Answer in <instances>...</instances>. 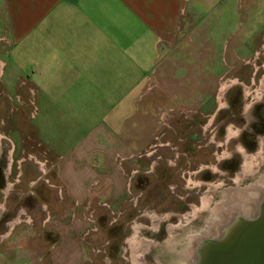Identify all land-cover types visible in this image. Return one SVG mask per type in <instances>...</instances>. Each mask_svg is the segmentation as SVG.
I'll list each match as a JSON object with an SVG mask.
<instances>
[{
	"label": "rangeland",
	"instance_id": "1",
	"mask_svg": "<svg viewBox=\"0 0 264 264\" xmlns=\"http://www.w3.org/2000/svg\"><path fill=\"white\" fill-rule=\"evenodd\" d=\"M184 23L174 54L169 61L152 64L139 86L138 102L125 111L129 123L140 114L148 118L139 130L152 140L139 148L137 156L144 154L149 159L135 161L137 175L126 172L132 180L124 197L110 200L107 206H101L103 199L91 202L80 212V217L89 220L82 237L83 264H171L175 252L166 250L180 252L188 237L208 224L206 234L211 235L220 225L222 220L210 222L216 207L226 219L232 214L247 215L251 211L244 204L252 198L249 190L264 193V135L246 153L237 138L252 107L264 113V0H191ZM8 59L0 47V62L5 65L2 73L0 69V118L13 109L12 121L25 119L45 149L54 139L64 140L60 145L68 148L88 126L78 130L71 112L43 108L47 102L42 100L47 97L30 92L29 79L13 70ZM167 73L172 77L165 80L167 85L162 79L156 83L157 77ZM221 86H226L222 94ZM18 109L24 113L21 120H17ZM230 112L238 116L237 121L229 117ZM0 150L4 176L0 252L28 251L48 261V249L60 236L62 214L71 209L60 204L56 169L50 161L55 157L47 152L49 163L41 168L47 182L35 183L37 172L31 162L6 179V141ZM230 155L234 158L228 160ZM156 156L164 158L158 167ZM227 164L237 166L232 174L212 173L218 165ZM204 168L202 175L199 172ZM203 176L205 186L201 185ZM226 193L230 196L225 198ZM158 227L161 231L155 238L153 230Z\"/></svg>",
	"mask_w": 264,
	"mask_h": 264
},
{
	"label": "crops",
	"instance_id": "2",
	"mask_svg": "<svg viewBox=\"0 0 264 264\" xmlns=\"http://www.w3.org/2000/svg\"><path fill=\"white\" fill-rule=\"evenodd\" d=\"M190 4L0 0V47L12 69L29 79L30 92L47 97L43 108L71 112L78 130L88 126L68 148L62 149V139L46 143V151L55 157L60 204L71 206L62 214L60 236L48 249V261L28 251L0 252V264H83L82 237L89 220L80 212L101 199V206H107L129 189L132 178L126 172L135 174L139 148L152 138L139 130L148 118L140 114L129 123L125 111L138 102L139 86L152 64L174 54ZM4 67L0 62L1 73ZM170 76H156V83Z\"/></svg>",
	"mask_w": 264,
	"mask_h": 264
},
{
	"label": "flooded vegetation",
	"instance_id": "3",
	"mask_svg": "<svg viewBox=\"0 0 264 264\" xmlns=\"http://www.w3.org/2000/svg\"><path fill=\"white\" fill-rule=\"evenodd\" d=\"M261 88L264 89V80L262 81ZM224 89H226V86H221L220 94H222L224 92ZM226 110H229V108H227ZM261 110H262V108L252 107L251 115H250L249 119L247 117V119L250 121H247V119H244L243 117H241L242 120L243 119L246 120L247 125L239 133L237 138H238L239 144L242 146L243 151L245 153L253 151L258 138L261 135H264V113H261L262 112ZM16 111H17V113H19L17 120H21L23 117V114H24L23 111H21L19 109ZM220 111H222V110H220ZM4 114H5L4 118H0V141H2V140L6 141L7 147L9 149L7 151L9 159H8V163L6 166V170H8V177H6V179H9V177L11 176L12 173L16 172L19 169L21 170L22 165H24L25 163L27 164V162L28 163L31 162V164H33V166H34L35 171L37 172V177L35 179V183H42V182L46 183L47 181L45 179H43V172L41 170V168L46 167L47 163H49V161L47 160L46 149L36 139L34 131L32 129L29 131L28 126L25 125L26 120L24 118L23 119L25 122L19 121L17 123H14V121H12V118H13L12 116L14 114L13 109H10L9 112L7 110V112H5ZM229 117L233 118L232 120L236 119V121L238 118V116L236 117L231 112L229 114ZM1 134H3V135H1ZM3 141L0 142V145H2ZM220 147H221V145H220ZM2 152L3 151L0 150V155L2 154ZM244 152H242V153H244ZM157 157L158 156H156L154 158V160L155 159L157 160L155 167L159 166V162H164L163 157H160V158H157ZM232 158H234V156L230 155L229 159L228 158L227 159L231 160ZM147 159H149V158L146 157L144 154H140L137 157H135V161L140 162V163L144 162V160L146 161ZM228 160H226V161H228ZM50 161L52 164V169L55 170L56 169V167L54 165L55 160H50ZM220 163H222V162L220 161L219 164ZM220 166H222V164ZM236 167L237 166H228V164H227V166H223V167H219V165H218V169H216L212 173L214 175H219L220 177H222L223 176V173L221 172L222 170L225 171L226 175H230L233 173V171L235 170ZM216 168H217V166H216ZM206 170H207V168H204L199 173H201L203 175ZM137 173L138 172L136 171L135 174L137 175ZM44 176H45V173H44ZM3 181H4V176H3L2 166L0 165V186L3 185V183H4ZM206 182H207V180L203 176L201 185L205 186ZM51 188H52V186H51ZM56 190H57V188H56ZM31 194H34V193L32 192ZM263 196H264V193L261 194L259 196V198L257 196L256 198L250 199V201L248 203L250 205H252L253 210L250 214L243 215L244 217H251L254 215L255 207L258 205V203L260 202V200ZM141 197L142 196H139L140 200H141ZM179 201L184 202V205L188 206L186 201L181 200V199ZM233 215L234 214H232L228 219L232 218ZM234 216H237V215H234ZM172 217H174V216H172ZM223 220H226V218L222 219V221ZM153 221H154V223L158 224V219L157 220L154 219ZM219 221H221L220 218H219ZM153 231H154L153 233L156 236L155 238H157L160 231H161L160 227H158L157 230H153ZM205 235H207V234H205ZM207 236L211 237L210 235H207ZM200 238L201 237H198V239L196 241L200 242V240H202ZM147 247H148V242H146L145 249ZM166 252H170V251L166 250ZM141 264H143V263H141ZM190 264H192V262Z\"/></svg>",
	"mask_w": 264,
	"mask_h": 264
},
{
	"label": "water",
	"instance_id": "4",
	"mask_svg": "<svg viewBox=\"0 0 264 264\" xmlns=\"http://www.w3.org/2000/svg\"><path fill=\"white\" fill-rule=\"evenodd\" d=\"M211 231L192 244V264H264V196L253 216L233 215Z\"/></svg>",
	"mask_w": 264,
	"mask_h": 264
},
{
	"label": "bare ground",
	"instance_id": "5",
	"mask_svg": "<svg viewBox=\"0 0 264 264\" xmlns=\"http://www.w3.org/2000/svg\"><path fill=\"white\" fill-rule=\"evenodd\" d=\"M261 180H263V179H261ZM263 182V181H262ZM261 184V183H260ZM249 191H251L249 194V196L250 197H252V198H256L257 196H258V198H259V196H260V192H259V190L258 189H250ZM228 193H226L225 194V198L226 197H228ZM233 196L232 197H234V196H236V193H233L232 194ZM230 196V195H229ZM245 205H247V207L248 208H250V210H251V212H252V210H253V207H252V205H250L249 203L248 204H244V206ZM243 206V205H242ZM218 207H216L215 208V212L213 213L214 214V216H213V218H212V220H210V222H212V221H217V220H219V217H220V219L222 220V219H224L225 218V216L223 215V214H221V208H219L218 210ZM217 210V211H216ZM209 225L210 224H208V226L203 230V231H201L199 234H197V235H195V236H191V237H188V242L185 244L184 243V246H183V249L179 252H176V250L175 249H171V250H169L170 252H172L173 254H174V252H175V256L173 257L174 259H173V263H171V264H184V263H186V264H190L191 262H192V244H193V241L196 239V238H198V237H202L203 235H205L206 233H208L209 231H210V227H209ZM169 247H171L170 246V244H169ZM169 247H168V249H169Z\"/></svg>",
	"mask_w": 264,
	"mask_h": 264
}]
</instances>
